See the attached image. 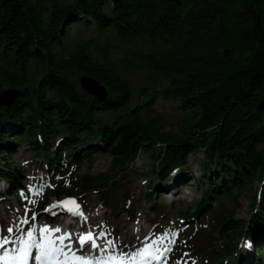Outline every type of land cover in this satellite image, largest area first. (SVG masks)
Returning <instances> with one entry per match:
<instances>
[{
	"label": "trees",
	"instance_id": "1",
	"mask_svg": "<svg viewBox=\"0 0 264 264\" xmlns=\"http://www.w3.org/2000/svg\"><path fill=\"white\" fill-rule=\"evenodd\" d=\"M79 24L94 26L97 35L77 40L72 28ZM111 36L151 44L139 53L153 73L143 89L158 85L155 92L179 102L178 130L131 107L126 65L98 57L89 46L109 45ZM82 74L106 86L105 100L80 85ZM7 86L19 96L0 107V179L9 183L0 199L8 195L23 207L19 190L27 176L10 160L16 142L28 143L35 167L56 181L47 201L71 196L62 179L83 156L92 166L91 150L109 154L118 173H131L140 152L150 153L149 190L155 178L162 184L154 193H166L162 182L187 167L191 154L202 153L200 176L182 174L177 182L193 179L202 189L190 209L179 210L180 218L196 230L203 218L219 215L216 264H264V0H0V91ZM118 173L95 182L110 206L128 199L119 195ZM87 177L79 183L90 186ZM254 180L261 183L252 203L258 208L250 219H236L234 201L227 207L226 199ZM110 192L114 198H107ZM239 238L251 240L253 253L240 252Z\"/></svg>",
	"mask_w": 264,
	"mask_h": 264
},
{
	"label": "rangeland",
	"instance_id": "2",
	"mask_svg": "<svg viewBox=\"0 0 264 264\" xmlns=\"http://www.w3.org/2000/svg\"><path fill=\"white\" fill-rule=\"evenodd\" d=\"M97 33L98 30L94 26L87 28L85 25L79 24L72 28V34L77 40L91 39ZM89 46L98 57L103 59L104 56L108 55L118 65H126V77L135 96V101L131 107L135 109L139 107L140 111H147V114L152 117L160 116L162 124L166 128L178 130L184 118V112L179 106V102L166 99L158 91L155 92L154 89L158 88V85L143 89L144 86L148 85L149 77L153 75L152 72L142 67L139 58L140 52L150 49L151 44L148 41L125 42L117 36H111L109 45H105L100 41L99 47H96L94 41H89ZM32 68L34 69L35 65ZM74 81L75 83L79 82L77 79ZM8 88L7 86L6 89ZM153 93H156V95L152 97ZM150 98L152 100L145 106V102ZM12 129L14 127L9 126L6 128L7 131ZM15 145L12 153L10 154V151H7V153L10 154V160L17 164L16 167L18 165L24 167L27 176L23 178L19 191L25 208L19 204L17 199L3 195V198L0 199V230L4 235L3 237L10 238V234H16L17 239L13 240L10 246L19 249L22 246L20 243L21 238H26L28 231H34L33 228L36 226V222L43 214L45 217L52 209L57 210L58 213L62 210L64 212L63 207H52L51 203H58L67 197L65 194L61 197L51 196L49 201L46 202L49 192L54 188L53 185L56 186V181L44 168L35 167V162L32 160L34 159V151L31 150L28 143L16 142ZM91 152L95 158L92 166H89L83 156L81 162L71 164V172L68 171L62 179V182H65V188L72 193L71 195L79 198L77 203L81 206L80 210L83 213L80 218L94 217L95 224H91L89 221L86 226L73 229V232L82 231L78 238L88 228H92L101 237L99 249L109 247L112 254L118 252L126 257L136 259L138 253H142L146 247L151 245L152 249L155 250L149 251L155 253V255L161 250L165 251L166 257L163 264H216L213 260V254L219 253L220 255L222 253V245L218 238L217 229L219 215H216L215 218L211 216L203 218L202 222L195 225L196 230H194V228H191L192 223H186L185 220L180 218L181 213L179 211L180 209H190L193 203L202 196V189L197 181L194 182L192 179L188 184L177 183L182 174H186L187 177L193 176V178L194 176H200L202 153L191 154L187 167L177 169L174 177L169 178V180L173 179L170 180L169 184L174 182L175 185L171 190L177 192L175 199H171V193H164L163 190L154 193L155 188L157 189L159 185H162L159 179L155 178L153 190H149V182L154 179L153 159L150 153L143 150L140 152L137 161L131 165V173H118L119 168L111 171L113 162L109 154L98 149L91 150ZM2 165L4 164L0 159V166ZM110 172L115 175L118 173V179L122 182V185L118 188L119 195L128 193V199L125 202L118 198L117 204L112 206L106 203L109 199H103V194L100 192L104 186L95 183L104 178L106 174H110ZM87 176H91V185H81L79 180L88 178ZM168 181L162 183L166 185ZM8 186L9 183L3 181V179L0 180V193L5 194ZM260 189L261 183L254 180L248 189L237 190L235 197L232 196L226 199L225 206L227 207H230L234 201V208H236L234 218L246 220L251 218L254 210L259 205L257 203L254 208L252 203L260 193ZM103 192H106V190ZM182 192L184 193L182 194ZM159 194L162 197L163 204L158 202ZM148 195L153 196V201L148 200ZM114 196L115 194L110 192L107 198H114ZM39 202L45 203L40 211L35 209L36 204ZM155 209L161 210V213L158 214ZM64 215L67 214L64 212L62 217ZM25 221L27 222L25 223ZM8 227L13 229L11 233L6 231ZM61 227L65 230L64 226L61 225ZM56 228H58V225L53 224L52 229ZM55 234V238L52 237V239H56L64 233L61 231L60 233L55 232ZM109 241L112 242L111 245ZM239 241L240 248L238 249L242 254L245 252L242 251L243 249L253 253L254 249L246 242L248 240L239 238ZM138 242L142 246H139ZM250 253L248 254L249 257ZM249 257L246 258L250 260Z\"/></svg>",
	"mask_w": 264,
	"mask_h": 264
},
{
	"label": "snow or ice",
	"instance_id": "3",
	"mask_svg": "<svg viewBox=\"0 0 264 264\" xmlns=\"http://www.w3.org/2000/svg\"><path fill=\"white\" fill-rule=\"evenodd\" d=\"M52 207H63L67 212L72 213L75 216H83L81 209V206L76 202L75 199H69L60 201L57 203V205H53ZM27 221H25L26 223ZM8 233H11L13 229L11 227H8L6 229ZM42 238L36 239L34 236V231H28L26 238H21L20 243L21 247L17 250V253L15 255H10L8 251H5L2 256H0V261H9L14 260L17 261L18 264H27L30 257H32V249L35 248L38 250V254H36L33 259L35 261H39V264H62L61 261V255L67 258V253L64 250V241L66 239H69L70 233L65 234L62 236H59L57 239L59 243H57V240L52 239L51 233L54 232H60L61 230L59 228L56 229H49L48 227H44L41 230ZM86 242H91L92 248H98L99 245L95 243V238L93 233L88 232L86 235L80 236L79 243L81 246H83ZM10 243V240L5 236L3 238H0V248H3L5 245H8ZM111 241H109V244L111 245ZM151 245L146 247L140 255L142 256H152L153 253L149 251ZM156 259H159L158 256L155 257ZM76 259H82L80 257H76ZM114 259V258H110ZM84 264H91L90 261H85ZM117 264H123V261H118Z\"/></svg>",
	"mask_w": 264,
	"mask_h": 264
},
{
	"label": "bare ground",
	"instance_id": "4",
	"mask_svg": "<svg viewBox=\"0 0 264 264\" xmlns=\"http://www.w3.org/2000/svg\"><path fill=\"white\" fill-rule=\"evenodd\" d=\"M0 180H2V179H0ZM170 180H173V179H170ZM170 180L164 186L166 188V191L168 193H171V199H175V196L177 195V192H173L171 190L172 187L174 186V182L169 184ZM183 193L184 192H182V194ZM63 214H64V212L61 211L60 213H58L57 210H54V209H52L50 212H48L45 217H44V214H43L41 216V218L38 219V221L36 222V226L33 228V230L35 231V233H34L35 238L36 239H41L42 238V233L40 231L42 228L48 227L49 229H52V225L53 224H57V223H59L60 225L64 226L66 229L69 228L70 229L69 233L71 234L70 236L72 238L76 237V235H77L76 234L77 231L73 232V229L75 230V229L82 228L83 226H86L89 221H90L91 224H95L94 217H92V216H88L87 218H82L81 219L80 216H75L72 213L70 215H64L62 217ZM0 229H1V227H0ZM60 230H61V228H60ZM60 232H58V233H60ZM53 234H54V236H53ZM3 236L4 235L2 234V231L0 230V238H3ZM55 236H56V234L53 231L51 233V237L55 238ZM9 237L10 238H8V239L10 240V243L13 240L17 239L16 234H14V233L10 234ZM54 240H57V242H59L58 239H54ZM10 243L8 245H5L3 248H0V251H4L5 250V251H8L10 253V255H13V252L15 251V247H11ZM74 243H75V241L70 243L69 246L70 245H74ZM138 245L142 246L139 242H138ZM11 251H13V252H11ZM242 251H245L244 253H247L246 249H243Z\"/></svg>",
	"mask_w": 264,
	"mask_h": 264
},
{
	"label": "water",
	"instance_id": "5",
	"mask_svg": "<svg viewBox=\"0 0 264 264\" xmlns=\"http://www.w3.org/2000/svg\"><path fill=\"white\" fill-rule=\"evenodd\" d=\"M80 83L86 91L95 96L98 100L102 101L107 98L108 91L106 86L101 84L97 79L87 74H82L80 76ZM18 96L19 90L15 88L0 91V107H9ZM69 199H75L77 201V198Z\"/></svg>",
	"mask_w": 264,
	"mask_h": 264
}]
</instances>
